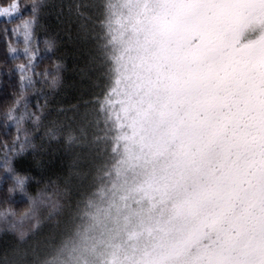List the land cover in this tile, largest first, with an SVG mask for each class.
<instances>
[{
  "label": "rangeland",
  "instance_id": "1",
  "mask_svg": "<svg viewBox=\"0 0 264 264\" xmlns=\"http://www.w3.org/2000/svg\"><path fill=\"white\" fill-rule=\"evenodd\" d=\"M87 2L100 5H47L60 19V37L73 34L64 11L74 3L86 10ZM105 3L117 45L115 122L126 125L129 140L128 168L121 160L108 187L126 189L118 199L126 226L115 250L91 264H264V86L257 104L250 97L256 67L264 74V49L241 54L231 46L243 9L206 8V0ZM139 211L140 224L133 217ZM233 229L244 232L235 240ZM81 251L79 241H66L52 264H63L60 257L86 264Z\"/></svg>",
  "mask_w": 264,
  "mask_h": 264
},
{
  "label": "trees",
  "instance_id": "2",
  "mask_svg": "<svg viewBox=\"0 0 264 264\" xmlns=\"http://www.w3.org/2000/svg\"><path fill=\"white\" fill-rule=\"evenodd\" d=\"M106 1L57 12L73 18V34L61 37L60 19L46 12L52 0H20L38 8L0 23V264H52L71 239L91 264L95 255L113 252L125 232L118 199L126 189L108 187L121 160L127 167L129 140L126 125L115 122L117 45L109 38ZM26 21L27 42L17 32ZM263 80L256 67L252 104L260 101ZM140 216L135 213L134 223L143 221ZM242 232L229 233L235 239ZM70 250H63L65 261Z\"/></svg>",
  "mask_w": 264,
  "mask_h": 264
},
{
  "label": "snow or ice",
  "instance_id": "3",
  "mask_svg": "<svg viewBox=\"0 0 264 264\" xmlns=\"http://www.w3.org/2000/svg\"><path fill=\"white\" fill-rule=\"evenodd\" d=\"M206 8H241L243 12L239 16L230 34V44L241 54L255 49H264V0H206L203 5ZM29 11L23 7L20 0H10L5 4L0 0V23H11L12 17L25 16ZM15 30L13 35H15ZM24 39L27 41L30 32L29 26L24 25ZM4 36H7V29L4 30ZM11 51V49H9ZM16 161L12 160L15 165ZM24 178L21 177V181Z\"/></svg>",
  "mask_w": 264,
  "mask_h": 264
}]
</instances>
